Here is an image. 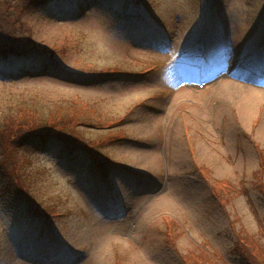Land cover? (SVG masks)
Returning <instances> with one entry per match:
<instances>
[{
	"label": "rangeland",
	"instance_id": "obj_1",
	"mask_svg": "<svg viewBox=\"0 0 264 264\" xmlns=\"http://www.w3.org/2000/svg\"><path fill=\"white\" fill-rule=\"evenodd\" d=\"M125 4L75 0L74 17L56 0L13 29L54 51L60 75L0 79V112L20 102L113 125L102 169L85 144L47 140L12 165L0 143V264H188L199 244L244 264L236 233L264 244V0H139L159 29L147 38L148 25L120 18ZM202 55L204 87L191 73ZM93 72L116 76L81 82Z\"/></svg>",
	"mask_w": 264,
	"mask_h": 264
},
{
	"label": "trees",
	"instance_id": "obj_2",
	"mask_svg": "<svg viewBox=\"0 0 264 264\" xmlns=\"http://www.w3.org/2000/svg\"><path fill=\"white\" fill-rule=\"evenodd\" d=\"M56 0H0L1 4L6 5V9L0 10V79L3 81H17L30 78L48 77L59 74L56 70V64H59V57L54 51H38L37 46L29 41L24 36L18 35L13 29L16 23H19L21 17L25 12L30 10H39L48 3ZM72 4V11L74 17L84 12V6H75V0H63ZM91 5H97L98 1L101 0H86ZM124 10L120 13V18L125 21L138 19L140 22L145 23L147 26L141 27L143 34L149 33V28L158 30L153 25V20L149 16L147 11H144L139 5V0H125ZM135 8L134 14L129 17L130 7ZM124 22V21H122ZM147 27V28H146ZM22 31H29V27L22 23L20 27ZM154 32V31H152ZM212 32V23L207 28L205 36ZM211 35V34H210ZM209 35V36H210ZM146 38L148 34L144 35ZM256 57H260V50L256 52ZM201 64H199V70L194 72L199 76L205 75V65L208 64L207 57L202 55ZM101 72H93L83 75L81 82L88 84H96L104 81L106 78L116 76H101ZM125 75V74H124ZM24 111L30 112L28 115H24ZM55 114L47 116L43 111V108L37 105H20L18 102L15 106H12L10 112L0 114L3 116L0 122V143L3 150L8 151L7 160L12 159L24 148L34 145V148L38 150L43 149L47 140H55L57 144L63 145L64 149H74L75 145H83L88 147L90 150L94 149L96 153L93 157L97 168L102 169L101 165V154L98 149L104 144L109 138L104 136L102 133L108 132V129L113 124L103 125L95 121H87L80 116L75 115L74 117ZM21 112L19 115L18 113ZM65 114V113H64ZM116 127V126H114ZM94 129L104 130L99 135L100 137L96 140L88 139L83 132L92 133ZM89 130V131H88ZM110 159L109 165L111 167L119 166V162ZM9 164H20L14 161ZM111 186L108 187L110 190ZM220 196V195H219ZM228 202V201H227ZM225 201V203H227ZM228 204V203H227ZM49 212L42 211L40 216L43 218L49 217ZM255 217L259 224L261 222L258 214L255 212ZM175 225H179V222L173 220ZM261 226V224H260ZM182 229V226H180ZM185 229L182 232L185 233ZM52 231V230H51ZM261 238H264V228L259 232ZM54 237V235H53ZM236 237L240 243H236L234 252L240 256L244 264H264V244L261 245L257 238L247 235L244 231L236 233ZM173 241V239H171ZM174 242V241H173ZM199 250L197 254H193L192 251L189 255H183V258L188 264H225V262L218 256H215L209 249L204 248L201 244L198 245Z\"/></svg>",
	"mask_w": 264,
	"mask_h": 264
}]
</instances>
